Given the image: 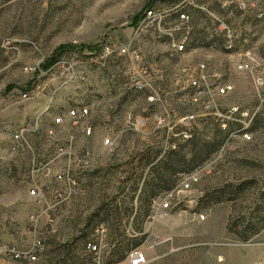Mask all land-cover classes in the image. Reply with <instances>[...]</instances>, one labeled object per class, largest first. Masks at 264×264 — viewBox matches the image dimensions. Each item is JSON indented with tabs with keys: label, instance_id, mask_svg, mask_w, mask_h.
<instances>
[{
	"label": "rangeland",
	"instance_id": "obj_1",
	"mask_svg": "<svg viewBox=\"0 0 264 264\" xmlns=\"http://www.w3.org/2000/svg\"><path fill=\"white\" fill-rule=\"evenodd\" d=\"M176 6L191 18L189 44L179 53L170 50L160 31L133 25L144 11L154 10L160 28L179 26L171 13ZM214 18L232 34L230 52L212 30ZM120 45L140 52L142 65L160 76L162 107L176 118L193 110L186 101V79L206 61L232 86L219 102L218 113L228 117L225 126L212 117L186 140L175 136L177 130L156 129L159 106L145 104L128 89L123 72L134 66L131 61L115 54L100 57V48ZM245 52L256 59L261 86L251 74L233 70ZM77 106H85L87 116L73 126L67 114ZM128 114L145 117V130L129 131ZM85 127L86 137L80 131ZM20 130L26 146L16 149L12 137ZM69 136L76 150L86 148L91 156V167L78 177L82 193L53 212L50 225L44 218L33 224L30 161H46ZM107 136L114 140L111 151L102 145ZM222 144H227L222 158L152 222L153 200L166 191L154 164L180 148L184 161L172 172L176 185ZM198 148L204 150L193 157ZM152 182L157 187L150 195ZM143 232L162 243L149 247ZM34 235L43 249L29 264H112L117 248L127 242L138 244L144 264H248L264 250V0H0V242L25 249ZM127 259L128 254L113 264Z\"/></svg>",
	"mask_w": 264,
	"mask_h": 264
},
{
	"label": "built area",
	"instance_id": "obj_2",
	"mask_svg": "<svg viewBox=\"0 0 264 264\" xmlns=\"http://www.w3.org/2000/svg\"><path fill=\"white\" fill-rule=\"evenodd\" d=\"M177 8L176 6L175 9H172L171 13L179 26L173 25L166 30L160 28V15L154 10H146L136 23L137 30L160 31L161 34L166 36L167 45L172 52L179 53L183 51L190 41L188 34L191 18L186 12L177 11ZM212 30L223 37V50L230 52L233 49L231 32L223 26L220 20L215 18ZM170 31L176 32L171 34ZM99 53L102 58L111 57L115 54L117 56H126L131 61L134 66L123 72L128 89L134 94L142 95L145 104L154 108H156V105L159 106L155 117L156 129L166 132L177 130L178 132L175 136H181L182 139L186 140L190 137L189 131L200 124L207 123L212 117L219 118L220 127L225 126V120L228 117L218 113L219 102L230 93L232 86L224 83L221 75L206 61L199 62L186 79V87L188 89L186 101L193 106V110L185 116L176 118L171 109L162 107L161 95L156 85L160 76L156 75L149 67L142 65L140 52L129 50L126 45H120L117 47L104 46L99 49ZM232 67L235 71L251 74L254 83L257 86L262 85V79L256 75V59L249 52H245ZM86 116L87 109L85 106H77L74 109H70L67 114V118L72 121L73 126L85 120ZM60 121L59 117L54 119L56 124L60 123ZM125 123L129 131L140 133L145 130L146 118L128 114ZM244 126L246 127L247 125L245 124ZM80 131L85 137L90 133L88 127L81 128ZM48 134L51 135V132H48ZM240 136L243 139H248L246 132H242ZM72 138V136H69L62 144L56 145L53 155L48 157L46 161L37 163L34 157L30 161L28 196L36 207V213L31 216L33 224L41 223L42 218H44L45 222L43 223L50 225L53 222V212L79 197L82 193L78 177L91 167V156L86 148L76 150ZM12 139L16 149L23 145L26 146L22 130L14 133ZM113 144L114 140L110 136L105 137L102 141V145L109 151H111ZM226 146L227 144H222L210 161H207L202 166H197L190 173L182 175L181 180L175 186L153 200L155 213L151 217L152 222L164 217L165 213L171 209L179 193L189 191L197 185L200 176L208 172L207 169L210 165L222 158V153ZM55 167H58V169L54 170ZM200 219H202V216H200ZM139 235L142 236L143 243L149 247H157L162 243L155 235L146 232ZM85 248L91 252H96L98 249L95 244L90 242L85 244ZM42 249L41 240L35 235L30 246L25 249L20 248L16 244L0 242V264L32 263L42 252ZM143 257V253L135 248L129 252L126 264H144Z\"/></svg>",
	"mask_w": 264,
	"mask_h": 264
},
{
	"label": "trees",
	"instance_id": "obj_3",
	"mask_svg": "<svg viewBox=\"0 0 264 264\" xmlns=\"http://www.w3.org/2000/svg\"><path fill=\"white\" fill-rule=\"evenodd\" d=\"M137 20H138V18H136V20H135V22L133 23V25H135L136 23H137ZM65 47H63V48H58V49H56L54 52H53V54L50 56V58H49V61L47 62V64L45 65V68H48V67H50V66H52L56 61H57V59L62 55V53H64V49ZM88 50L87 51H93L94 50V48L92 47V48H87ZM252 124H253V122H254V119H252ZM221 143H219V145H220ZM193 145V144H192ZM218 145V146H219ZM217 146V147H218ZM194 147V146H193ZM192 149H194V148H192ZM180 148H178L176 151H172V152H170L169 154H167V160L165 161V162H162V160H158L157 162H156V164H154V166L155 167H157V168H160V170L162 171L161 173H160V176H157V178L162 182V189H164V190H166V191H168V190H170L174 185H175V178H172V172H174V170L175 169H177V163L178 162H182V161H184L183 160V156L182 155H180ZM202 150H204L203 148H198V151L196 152L195 151V153L193 154V157L195 156V154H197V153H200V151H202ZM194 151V150H193ZM201 153H205V152H201ZM207 154V153H206ZM198 155V154H197ZM193 160H194V158H193ZM193 160H191L192 162H193ZM201 160V159H200ZM197 162H199L198 160H197ZM197 167V166H196ZM163 170H165V172L167 173V174H165L164 173V171ZM158 180V181H159ZM144 187H146V185H144ZM157 187V185L156 184H153V182L152 183H150V185H149V189L148 190H150L149 191V193H150V195H153V191H154V189ZM165 191V192H166ZM220 197H218L217 199H219ZM256 231H254V232H252V233H255ZM81 238H84V235H82L81 236ZM240 239L242 240V241H246L247 239H248V236H240ZM85 243L86 242H83V247L85 246ZM138 244L137 243H129V242H127L124 246H122V247H119V248H117V250L116 251H119L118 253H119V255L117 256V258H116V260H115V262H112V264L113 263H117V262H120V261H122L124 258H125V256L127 255V254H129V252L132 250V249H134L136 246H137ZM67 245H65V244H63V245H60V246H58L59 248H61V249H64L65 247H66ZM64 251H66V250H64ZM111 262H107L106 264H110Z\"/></svg>",
	"mask_w": 264,
	"mask_h": 264
},
{
	"label": "crops",
	"instance_id": "obj_4",
	"mask_svg": "<svg viewBox=\"0 0 264 264\" xmlns=\"http://www.w3.org/2000/svg\"><path fill=\"white\" fill-rule=\"evenodd\" d=\"M262 254H264V250H263V249H261L260 252H259L258 254L254 255V256L252 257V259L249 261L248 264L262 263L263 260H264V257H263Z\"/></svg>",
	"mask_w": 264,
	"mask_h": 264
}]
</instances>
